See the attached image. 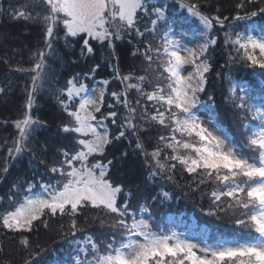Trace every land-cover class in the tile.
Listing matches in <instances>:
<instances>
[{
    "label": "snow or ice",
    "instance_id": "1",
    "mask_svg": "<svg viewBox=\"0 0 264 264\" xmlns=\"http://www.w3.org/2000/svg\"><path fill=\"white\" fill-rule=\"evenodd\" d=\"M178 3L187 15L169 17L172 6L154 0H27L11 10L14 18L38 22L43 29V47L30 55V67L19 62L13 67L7 56L0 57L12 70L31 73L24 112L12 121L16 135L0 145V184L18 164L26 163L31 173L0 196V204L7 205L0 210V230L18 237L26 253L22 264H41L46 249L28 234L57 219L60 233L76 245L71 264H264V84L253 87L227 77V98L241 128L239 144L216 126L215 96L207 91L216 29L223 31L230 61L264 69V0H237L231 17L220 7L207 11L201 0ZM37 7L41 11L34 15ZM190 17L201 26L203 43L196 47L183 43ZM233 21L247 22L244 31H236ZM61 40L67 50L79 45L82 58L94 55L93 42L106 49L112 76L90 86L101 67L95 64L56 89L66 118L55 125L51 141L40 142L35 133L48 122L33 109L49 59L59 58L55 45ZM124 41L146 65L144 72L155 73V82L147 74L121 72L117 42ZM186 65L193 69L187 75ZM114 82L119 86L110 87ZM4 94L6 87L0 86ZM201 106L207 122L198 114ZM152 132L158 134L149 148ZM137 154L146 174L139 177L135 168L118 174ZM178 167L193 177V193L215 185L206 193L207 215L239 210L234 223L256 235L244 243L200 247L176 231L155 230L153 208L171 201L173 193L163 185L154 195L143 190L157 180L177 184ZM89 226L111 232L97 237ZM4 248L0 240V252Z\"/></svg>",
    "mask_w": 264,
    "mask_h": 264
},
{
    "label": "trees",
    "instance_id": "2",
    "mask_svg": "<svg viewBox=\"0 0 264 264\" xmlns=\"http://www.w3.org/2000/svg\"><path fill=\"white\" fill-rule=\"evenodd\" d=\"M156 1H158V4L167 2L173 3V5H175L174 9L181 13L177 15L172 12V9L171 13L168 12L169 17L187 15L186 10L179 7L178 0ZM26 2L27 0H0V57L7 56L13 67H15L18 62L24 67H30L32 64L30 55L35 52L38 47H43L42 25L38 22L16 19L11 14L13 8H19ZM236 2L237 0H201V3L205 5L207 11L214 12L216 7H220L222 13L230 17L234 15L233 8ZM155 3L157 4V2ZM39 11H41V9L37 7L33 14L35 15V13ZM256 19L259 21L260 18L257 17ZM232 23L235 25L236 31L242 32L247 22L233 21ZM185 27H189L192 31H200L201 26L198 22H190L188 26ZM214 35L218 37V41L214 48H210L213 70L208 74V89L212 95L215 96L216 100L215 107L212 111L213 115H216L218 118H224V121H226V119H228L226 112L229 107L227 106L229 101L226 99L229 89L227 77L231 76L236 82L254 87L264 84V69H260L259 67L252 68L242 63L230 61V49L222 43L223 31L216 29ZM93 43L96 48L94 55L83 58L79 56V45L71 50H67L62 40L56 43L55 47L59 53V58L49 59V67L46 69L47 75L44 80V88L37 96L38 107L33 109L34 115H38L42 120L48 122L47 128L39 129L35 133L36 138L40 142L51 141L56 131L55 125L61 119L66 118L56 102V89L64 87L67 79L75 73L83 74L88 72L95 64H100L101 67L97 71L94 80L88 81L90 86L96 81L111 79L112 68L109 66V60L107 59L108 52L106 49L96 45L95 42ZM117 43L119 45L118 50L122 53L120 60L121 72L127 73L129 71H136L137 74H147L150 78V73L144 72L146 65L143 63L142 59L140 57H133L130 54L131 45H128L126 41ZM217 73L221 75L218 77L216 75ZM30 76L31 73L16 72L6 64L0 62V86L6 87V94L0 95V121H8L6 124L0 123V145H3L5 141L10 143L12 138L16 135V129L12 121L22 117L26 97L25 88L30 87ZM118 86L119 85L114 82L110 87ZM157 134V132L151 133L152 140L149 144V148L155 144V137ZM3 155L4 152L0 151V158H2ZM142 162V156L138 154L130 156L127 164L118 174L126 173L128 168H135L137 175L143 177L146 173L141 167ZM30 175L31 173L28 172L26 163L12 167L9 176L5 179L3 184H0V196H5L7 194L9 190L8 187H11L17 178L24 179ZM176 180L178 181L177 184H170L167 181L157 180L150 183L149 186L143 190V194L145 195H154L160 190V186L163 185L164 190L173 193L174 198L171 201L155 205L152 211L153 217L158 218L161 224H177L178 229L184 232L188 230L196 232L199 230L204 232L207 236L209 234L211 235L213 226L219 221L217 220L219 217L207 215V210L210 205H207L206 202L211 201L206 193L212 187H215V185H203L201 186V191L193 193L191 192V188L196 186L193 177L183 172L179 167L176 170ZM131 206L133 208L136 207V200H133ZM212 221L216 222L211 224ZM60 223L61 221L58 219L52 220L48 229L40 227L39 231H33L31 234H28L34 245L39 244L46 249V251L42 253L41 264H47L46 261L49 260L48 255L55 253L57 250L60 252L66 249L65 245H71L70 248L76 247L75 244L71 243L73 239L71 236L66 239L60 233ZM193 225L197 227L193 228ZM93 227L94 226H89L88 228L92 230ZM94 228L96 229V227ZM254 234L255 233H253V235ZM79 236L80 234L78 233L77 238H79ZM0 240H3L5 244L4 251L0 252V264H8V262H10V264H22V257L26 255V253L23 252L19 245L18 237L12 234L5 236L4 233H0ZM73 256H71V258ZM66 263L67 261H63L60 264Z\"/></svg>",
    "mask_w": 264,
    "mask_h": 264
},
{
    "label": "rangeland",
    "instance_id": "3",
    "mask_svg": "<svg viewBox=\"0 0 264 264\" xmlns=\"http://www.w3.org/2000/svg\"><path fill=\"white\" fill-rule=\"evenodd\" d=\"M154 2H157V4H158V1L154 0ZM167 3L172 6L169 8V12L171 13V11L175 5H173V3H169V2H167ZM172 12L176 13L177 15L181 14L180 11H178V10H175ZM193 19L194 18L190 17L189 23L193 22ZM169 22H171V21H169ZM185 26H188V24ZM184 31L187 33V35H185L183 37V43L186 46L196 47L197 44L203 43V40L200 38V36L198 34L199 31L193 32L191 29H189V27H185ZM210 51H211V49H209V55L212 56V53ZM192 70L193 69H192L191 65H186L184 74L187 75L188 72H191ZM149 73H150V79H152L153 82H155V73L151 72V71H149ZM207 91H209V89ZM227 97H228V94L226 95V99L228 100ZM201 99L206 100L207 94H202ZM227 106H229V107H228V110L226 112L227 118H228V119H226V121H224V118H218L216 115H213V112L211 113V115L215 120L216 126L218 128L223 129L224 132L227 133V135L235 143L239 144L241 142L242 138H241V128H240V125L237 121L238 113L232 108L230 103ZM198 114L201 116L202 119H204L207 122L208 113L205 111L203 106H201ZM8 188H10V187H8ZM206 204L211 205V202L208 201V202H206ZM6 206H7L6 204H0V210H2V208L6 207ZM89 214H94V211L92 213H89ZM239 215H240L239 210L236 211L235 215H233L232 210H229L228 212L220 213L218 215L219 219H217L219 221L216 222L217 221L216 220V221L211 222V224H214L216 222L215 226H213V231H212L211 235L213 237H216L218 235H221L222 233H226V235H229L227 239H232V240H246L248 238H251L253 236L254 232L234 223L235 219ZM152 217H153V214H152ZM153 222H154V229L155 230H157V231L169 230L168 226L166 224H161V222L159 221L158 218L153 217ZM163 225H164V227H163ZM94 227H96V229ZM94 227L92 228V230L88 228L90 230V231L89 230L88 231H89V233L94 234L97 237L101 236V233L108 234L111 232V229H108L106 227L103 229L99 228L98 226H94ZM0 233H3V231L0 230ZM209 237L213 238L211 236H209ZM118 238H119V236H118ZM182 238H188V239L192 240L193 243L198 244L200 247L205 246V243L208 244V240H206V238L202 235L187 234V235H182ZM235 243H238V242H235ZM65 246H66V249H63L60 252L57 250L55 253L48 255L49 260L46 261L47 264H57V263H59V262L61 263L63 261L64 262L67 261L66 264H71V260H72L71 256L75 255V248L76 247L70 248L71 245H65Z\"/></svg>",
    "mask_w": 264,
    "mask_h": 264
}]
</instances>
